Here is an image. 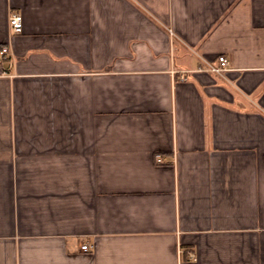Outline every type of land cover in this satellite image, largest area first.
Listing matches in <instances>:
<instances>
[{
	"label": "crops",
	"instance_id": "obj_1",
	"mask_svg": "<svg viewBox=\"0 0 264 264\" xmlns=\"http://www.w3.org/2000/svg\"><path fill=\"white\" fill-rule=\"evenodd\" d=\"M4 46L0 264H264V0H0Z\"/></svg>",
	"mask_w": 264,
	"mask_h": 264
},
{
	"label": "built area",
	"instance_id": "obj_2",
	"mask_svg": "<svg viewBox=\"0 0 264 264\" xmlns=\"http://www.w3.org/2000/svg\"><path fill=\"white\" fill-rule=\"evenodd\" d=\"M10 25L11 28L13 30V32L15 33H19L23 30V25H24V19H23V15L20 12H13L10 15ZM9 49L7 46H4L1 50H0V54L1 55H6L8 53ZM229 65H230V61L227 57H225L224 55H220L218 57V62L217 64H209V70L214 71L216 73L219 74H223L226 70L229 69ZM183 77H185V75H183ZM156 160L159 163H166L167 160L166 158L161 155V154H157L156 155ZM90 247L87 243L82 245V249L84 250H88ZM192 257L195 256L194 253L191 254Z\"/></svg>",
	"mask_w": 264,
	"mask_h": 264
}]
</instances>
